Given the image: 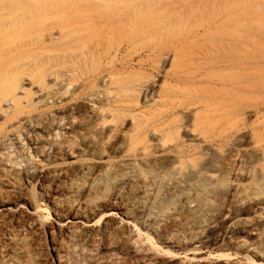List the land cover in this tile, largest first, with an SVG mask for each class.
Wrapping results in <instances>:
<instances>
[{"label":"bare ground","instance_id":"bare-ground-1","mask_svg":"<svg viewBox=\"0 0 264 264\" xmlns=\"http://www.w3.org/2000/svg\"><path fill=\"white\" fill-rule=\"evenodd\" d=\"M187 19L190 33L180 39L175 32V46H131L176 39L171 33ZM252 29L264 31V0H0V264H48L15 229L32 225L37 209L49 216L48 205L38 201L30 213L21 202L19 187L41 179L54 184L55 209L77 204L56 222L74 226L55 223L73 240L51 248L55 264H71L75 254L83 258L74 264H116L112 258L127 255L126 233L145 236L169 258L231 262L239 252H224L222 237L237 224L222 219L234 208L247 221L229 241L255 245L240 258L264 264V245L249 242L244 231L252 223L251 230L264 233V46L251 45ZM202 39L208 46H184ZM33 85L37 91L27 87ZM40 90L47 93L41 106L53 112L42 110L34 120L29 115L42 97L32 96ZM78 101L90 107L81 111ZM24 119L15 132L13 121ZM79 134L89 146L79 147ZM117 148L135 159L110 169L120 183L110 181L103 206L86 200L100 178L79 161L92 153L112 160ZM66 155L75 161L45 172ZM131 195L138 222L124 207ZM230 197L240 204L229 206ZM157 210L169 225L150 236L145 217ZM191 250L205 251L187 259Z\"/></svg>","mask_w":264,"mask_h":264},{"label":"rangeland","instance_id":"rangeland-1","mask_svg":"<svg viewBox=\"0 0 264 264\" xmlns=\"http://www.w3.org/2000/svg\"><path fill=\"white\" fill-rule=\"evenodd\" d=\"M193 19H194V21H196L195 18H193ZM196 19L198 20V17ZM200 19H202V17ZM189 20L187 19L185 21L186 24L184 23L185 24V25H183V26H185L184 28H183V26H181L182 27V31L179 30L181 33H179V31H178V29H181V27H179V25H178V29H176L177 26H175L176 28L174 27L175 28L174 33H171V35L174 34L175 36L172 35V37H176V33L178 32L177 36L179 35L178 37L181 39L182 37H184L185 35L190 33L189 30H186V29H187V27L188 28H192V27H190V26H192L191 23H194L193 25H197L196 23H199V20H198V22H191L192 19L190 21ZM200 22H202V20H200ZM188 24H190V26ZM193 27L195 29V26H193ZM227 28H226V30H228ZM224 29L221 30V32L226 31ZM229 29H230V27H229ZM168 30L172 31V29H168ZM203 30L204 29L202 27H198V28H196L195 32L198 33V35L200 36L203 33ZM231 30H232V28H231ZM171 31H169V32H171ZM258 31L259 30L254 29L250 33L252 35L251 36V38H252L251 41H253L251 43V45L253 44L252 46H264V31H262V32H261V30H260V32H258ZM227 33L228 34L224 33V35L229 36V35H233L234 34V33H232V34L230 33L229 34V31H227ZM164 34H166V31L164 32ZM239 34H241V33H238V35ZM234 35L236 36L237 33L234 34ZM125 38L126 37H124V39L122 40L121 46H127ZM165 38L166 37H164L163 39L165 40ZM179 38H177V37H176V39L169 38L171 40L169 41V39H168V41H166V42L162 38H161V40H163V41H161L158 38H157V40L154 39V41H156V42H152L153 40H149V41L143 40V42H145V43H143V42L137 43L136 42V44L134 43L135 45L133 44L131 46H175V45H177L176 44L178 42L177 40H180ZM202 40H200L197 43H192V44L184 45V46H205V45L208 46V43L210 41L207 42L206 40H203V41ZM149 42H150V44H149ZM209 45H211V44H209ZM110 52L113 53V50L111 49ZM26 82H24V83L26 84ZM46 82L50 83V84L53 83L52 79H47ZM27 87L30 88L32 92L37 91L36 85L27 86ZM43 91L45 92V90H43ZM43 91L40 90L36 94H34V96H32V99H33L32 101H35V102L38 101L37 98L39 99V98L42 97V99H39V101H41V104L38 103L39 106H37V108H35L36 111H34L33 113H31V115H29V117L31 119H34V120L41 119V118H38V116H39L38 112H40V111L43 112L42 110L46 111L47 113H49L50 111L53 112V109H48L47 106H41V105L44 104L42 102V100L44 98L46 99L45 95H47V93L44 94ZM56 98H57V96H56ZM51 101L52 100L48 101L47 103H51ZM76 104L79 105V109L81 111L87 110L90 107L89 105H87L83 101H78ZM4 109H6L5 106H4L3 110ZM4 118H5V114L1 112L0 113V123H5L4 122ZM77 120H80V119L78 118ZM25 121H26V119L22 120L19 124L16 123L15 120L13 121L12 124H14L13 126L16 127V129H17V130H15V132L19 131L20 128H22V124ZM7 126H8V124H4V128L7 129ZM124 126H125V124L123 125V127ZM125 127H128V126L126 125ZM29 128H31V126L28 127V129ZM81 134L77 135L78 136V144H81L79 147L89 146L87 140L83 141V139L80 138ZM91 147L92 148H96L93 145ZM97 149H99V148H97ZM247 149H249V147ZM119 150L120 149L117 148L114 151V153H113L114 158L112 160H108L106 157L105 158L103 157L102 159H98L97 158V154L92 153V156H88V157L82 158V162L79 161L80 164L81 163L85 164L87 167L91 168V170L93 172V177L98 175V178H100V184H101L100 189L97 190V191H92V192L88 193V196L85 198L86 200L93 199V200H95L97 202L98 205H102L103 206L106 203V197H107L109 191L111 190L110 185L112 183H110V181H112V180L110 179V177H109L110 175L108 174L110 169L113 170V168H114V171L116 172V171H118L119 169L122 168L121 165H123V164H132V161H129V160L135 159L134 157H132V153L131 154H120ZM91 152H95V150L91 151ZM91 152H89V153H91ZM70 161H75V160L74 159H70L66 155L64 157V159L60 158L59 160H56L53 163V164H55L54 166L49 167V168L47 167L45 172L46 173L47 172L51 173L54 170L60 171L62 168H65V166H66L65 163L66 162H70ZM108 168H109V170H107ZM119 183H120V180H116L115 183L113 182V184L115 186H118ZM34 184H35V182L32 183L33 186H31V183H30V185L24 183V184H22L19 187L20 195H23V198L21 199V202L26 203V207L28 209L30 208L29 209L30 213L33 212L31 210V207L34 208V207L38 206L39 202L43 203L44 205L46 204V205H48V208H49V210H48L49 216L45 217V213L43 212V210L37 209V212H35L34 214L31 215V217H32V219L34 221V223L32 225H24L23 227H18V225L15 224V229L20 231L21 235L26 238L27 243H30V244H32V246L35 247V250H37V253H38V256H39L40 259H42V260L46 259L48 261V264H55L57 261H56V259L54 257L55 256L54 253L51 251V248L53 246L56 247V248H58L59 246H67V245L69 246L73 242V240L69 237V235L66 234V230H65L66 226H65V228H60L61 230L59 231L57 229V226H56L57 224H59V222L58 223H56V222L59 221V220H62L64 218V217H62L61 212H63V211L64 212H68V213L70 212V214L72 212H75V210L77 208L76 207L77 204H76V202H73V203L65 205L64 207L55 209L50 204L51 201H49V199H50L49 196L54 195V193H55L54 192L55 190H54V187H53L54 184H52L50 182H47L46 180H43V179H41V181L36 182L35 185ZM85 185H87V182H86ZM46 190H47V192H46ZM49 193H51V195H49ZM86 194L87 193H85V195ZM39 195L41 196L42 200H39V198H40ZM42 195H43V197H42ZM43 198L47 199V200H44ZM132 198H133V195L129 196L127 199L125 198L127 200V202L129 201V203H127L126 200H125V203H124L125 206L124 207H125L126 211H128L129 213L132 212L133 215L136 216L138 214L137 211L139 209V207H138L139 203L138 202H133L135 199L133 200ZM239 202H241L240 198H238V197H235V198L230 197L228 204H229V206H232L234 208L235 206L238 205ZM135 203H137V204H135ZM134 204H135V207H134ZM27 208L21 209L18 212V214L20 213L21 216L25 215L28 212ZM257 209L258 208H254V210H257ZM135 210H136V212L134 213ZM157 211H155V214L156 213L157 214L153 217L154 220L150 219V217L149 218L145 217V219H148L147 223H146L147 225L145 224L146 227H147L146 231H147V233L150 234V236H152L153 231L154 232L155 231L159 232L161 230V228L163 229V227L169 225V222L167 220H164V219H166L167 213H165V214L163 213L162 214L160 211H158V212ZM257 212H259V211H257ZM46 215H47V213H46ZM90 215H92V214H90ZM235 215H237V216L235 217ZM163 216L165 217L164 219H163ZM252 216H255V219H257V221H262L263 220V217L259 218V220H258L257 215H253V214H251L249 217H252ZM229 218L231 220H233V222L235 221L237 225L235 227L232 226L230 228V232H228L229 228L225 230V234L222 237V239H224V242H222V243L224 244V247L226 246L229 249L227 250V248H226L227 251L225 250L224 252L232 253L235 250H237V252H239V256L237 257V259H234L231 262L216 263L214 261H211V262L203 263V264H245L243 258H244L245 254H246L245 253V248H247L249 246V243L244 245L242 248H239V247L236 246V242H234V239L232 241L231 240L229 241V238L231 237V232H235V230L237 229L238 225L241 226L242 224H244V222L246 223L247 218H246L245 215H239L238 216V212L235 210V208L233 209L232 215L230 217H229V213L227 215H224L222 221H226ZM69 220H71V219H69ZM136 220H137L136 222H138L137 216H136ZM242 220H244V221H242ZM154 221H156L157 223L155 224ZM255 221L256 220H254L253 222H255ZM55 223H56V225H55ZM63 223L67 224L68 227L75 225V224H70V223H66V222H62V224H59V225H63ZM152 223H154V224H152ZM109 224L111 225V227H113L115 225V221H110ZM251 224L252 223H249L248 225H246V229L244 230V231H247L249 236H250L249 242L251 240V243H253V242L261 243V244H259V246L264 245V233H261L259 235V232L251 230V228H250ZM238 228H240V227H238ZM51 236L54 239L51 240L50 239ZM155 236L156 235H153V241L155 240L154 242H158L157 241V237H155ZM136 239L137 238H136V236L135 237L133 236V233H129V234L126 233L125 239H124V242H123L124 245H125V246L123 245V249H124L123 252H127V255H123L122 253H119V255L116 258H112V260H117L116 264H199V263H196L194 261H188V260H186L184 258H181L182 255H179L178 257H175V258H169L167 256H163V255L157 253L156 251L153 250V248H151V246L147 242L145 236L140 237L137 240ZM219 244H221V242ZM79 245L81 246V243ZM80 246H77L74 252H76L77 250H80ZM161 246H164V245H161ZM187 246H188V248H191L190 244H188ZM254 247H255V245L254 246H249L248 247L249 248V252H251L254 249ZM204 251L205 250L192 252V250H191L190 252L187 253V255H188L187 259L191 258L192 256H195V257L199 256V255H201L200 253H203ZM76 257L78 259L83 258L82 255H78L77 256L75 254V255L72 256V258L69 261V263L71 262V264L72 263L74 264L75 260L77 259ZM240 257H243V258L241 259ZM100 263H104V262L101 261ZM105 264H111V263H110V261H108Z\"/></svg>","mask_w":264,"mask_h":264}]
</instances>
